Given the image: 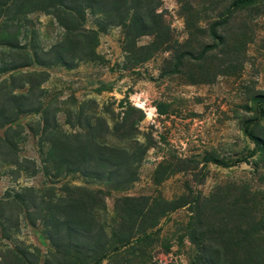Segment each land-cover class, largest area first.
<instances>
[{"label":"trees","instance_id":"trees-1","mask_svg":"<svg viewBox=\"0 0 264 264\" xmlns=\"http://www.w3.org/2000/svg\"><path fill=\"white\" fill-rule=\"evenodd\" d=\"M263 1L225 0L205 27L192 26L185 18L189 32L206 35L211 42L180 50L160 10L161 0H0V164L16 175L43 178L39 187L15 186L1 195L0 240L8 244L0 251V264H152L154 249H169L158 236L160 220L181 208L189 213L184 228L192 248L188 264H264V197L260 202L248 188L204 195L184 184L170 199L157 189L151 195L118 197L108 212L102 189L66 182L67 176H77L108 191L134 183L150 147L146 139L138 140L137 125L144 114L127 99L116 104L117 111L114 102L99 108L91 100L73 101L60 126L59 110L50 109L41 87L48 78L44 69H73L93 61L98 33L111 27L121 29V52L134 65L168 53L165 75L181 73L193 61L198 74H191V83H207L226 75L228 68L211 65L215 43L225 44L219 29L227 27L234 14ZM32 14L50 16L61 29L47 48L39 44L28 18ZM87 16L93 18L94 29L84 27ZM143 37L149 42L138 44ZM250 101L253 115L240 131L253 150L232 161L205 152L203 166L229 169L247 163L258 151L264 159V92L252 94ZM32 115L39 119L30 128L37 139L38 164L18 155L23 142L18 120ZM197 164L167 156L156 164L152 183L158 187L174 174L187 173L200 185L205 175ZM19 217L41 228L44 252L13 237Z\"/></svg>","mask_w":264,"mask_h":264},{"label":"rangeland","instance_id":"rangeland-1","mask_svg":"<svg viewBox=\"0 0 264 264\" xmlns=\"http://www.w3.org/2000/svg\"><path fill=\"white\" fill-rule=\"evenodd\" d=\"M225 0H161L160 10L165 23L172 30L177 48H197L211 41L206 35L185 28L188 24L205 27L218 14ZM186 16V17H185ZM39 44L47 48L58 39L61 29L50 16L32 14ZM93 18L87 16L84 27L94 29ZM225 44L217 45L212 53L211 65L225 68L226 75L213 76L207 83H191L198 74L189 62L178 74L163 73L169 59L168 53H159L147 61L134 65L121 52L122 33L119 27H111L98 33L95 48L96 58L80 62L73 69L51 67L44 69L48 74L41 87L50 109L59 110L57 122L63 125L64 116L73 101L83 103L91 100L101 105L127 99L129 104L144 114L138 123V140H147L150 147L138 167L137 179L126 189L108 191L102 184H85L77 176H67L66 182L102 189L108 212L113 202L122 196L151 195L157 189L170 199L182 192L184 184L193 191L207 195L216 189L248 188L264 197V159L259 152L229 169H222L200 162L205 152L232 161L247 155L253 144L240 131L244 120L253 115L252 94L264 92V1L252 9L236 13L225 28L219 29ZM150 38L139 39L138 44ZM35 69H39L35 67ZM193 69V70H192ZM40 70V69H39ZM194 78H197L196 76ZM118 109L115 108V111ZM39 119L36 115L18 120L23 129V142L19 146V157L39 163L37 139L31 129ZM65 128V127H64ZM261 134V132H260ZM178 155L197 161V169L203 168L205 177L197 185L189 174L179 173L167 178L158 187L152 183V172L156 164L167 156ZM41 175L28 177L16 175L0 164V197L6 189L15 186L39 187ZM224 191V190H222ZM262 193V196H261ZM186 208L167 214L160 220L158 236L167 252L157 247L152 253V264H188L192 248L185 237L188 219ZM13 237L25 245L46 250L41 228L30 227L22 218ZM7 241L0 240V251Z\"/></svg>","mask_w":264,"mask_h":264}]
</instances>
